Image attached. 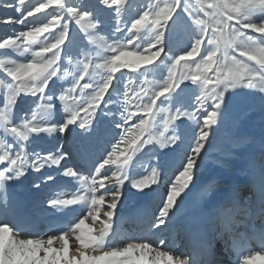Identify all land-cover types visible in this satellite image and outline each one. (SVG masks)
<instances>
[{"label": "snow or ice", "instance_id": "6c2138e0", "mask_svg": "<svg viewBox=\"0 0 264 264\" xmlns=\"http://www.w3.org/2000/svg\"><path fill=\"white\" fill-rule=\"evenodd\" d=\"M53 2L59 4L60 0H48V4L40 3L34 8V11L40 12ZM102 2L106 5L110 3L117 6V12H119V6L124 4V0H102ZM195 2L204 10L205 16L208 19L198 17L192 11V8L188 4L186 5L188 14L194 18V24L199 28V34L194 39L191 48L173 59L167 69V78L159 84L158 90L153 89L151 95H149V89L144 88L141 89L143 95L136 94L135 107L138 112L143 113L144 118H140L138 124H134L130 128H124L120 140L116 141L107 158L98 165L97 176L91 178V184L88 183L86 177H80V180L90 192L91 207L89 208L88 215L92 216L93 219L99 218L97 209L105 203L104 195H96L97 189H106V182L117 186L116 190L108 191L110 192V200L108 201L110 210L106 213L107 219L103 222L104 228L98 234H93L92 229L85 224L86 218H83L79 219L71 229L60 236H52L46 240L43 238L17 240L12 237L11 233L13 229L8 224H0V264H188V261L175 257L170 251H165L158 247L154 248L151 242L130 243L123 248H112L109 251H104L102 255H88L84 249L104 246L105 238L108 236L111 228V219L122 195L120 187L128 179L125 172L120 168H117L111 176L100 174L101 169H104L106 165L117 164V159L114 157L118 154L125 156L126 149L132 148L138 142L149 143L147 140L142 141L141 138L148 131V118L151 117L154 107L161 97L172 92L183 81L200 82L203 85L202 94L198 97L200 108H203L208 101L215 102L216 108H219L228 89L246 83L248 86H259L261 90H264V44L260 43L257 37L248 34V30H251L253 33L261 34V39H264V20L255 22L250 18L254 10L258 8L264 9V0H231V2L230 0H213L212 3H208L207 5L203 4L202 0H195ZM181 3L182 0H174L173 3L166 2L164 7L158 10L143 11L138 18L131 22L130 27L127 29L130 34V37L127 38V44H133L134 40L138 38L137 33L141 26L147 24L157 30L158 34L155 41L145 49V53L147 54H134L137 56V59L129 60L127 59L129 53L121 51L119 45L110 46L114 54L110 60L105 61L101 65V67L107 68L106 77L95 86L89 84L82 85L83 88L92 87L93 94L90 100L84 101L77 110H70L66 106V110L69 111L70 115L65 123L59 126L61 131L66 130L68 125L78 121L81 111L85 113V118L81 120V127H85L87 120L91 118L100 103L104 101L105 94L109 93V88L112 87L114 80L117 79L115 74L121 69L135 71L141 65H152L160 59L164 51L162 46L164 32L168 22ZM24 4L25 0H19V6L22 7ZM7 6L12 7V5ZM68 12L72 16L77 17L76 24H81L86 18L91 17L90 12L86 10L81 11L77 8H69ZM32 14V12L28 13L29 16ZM60 19L61 17L57 15L53 18V25L43 24L39 27H33L28 31L21 32L19 36L24 38L28 45H31L35 43L36 38L41 34L49 32L50 27L54 26L55 22L60 21ZM10 22L22 23V21ZM95 26L94 22L87 25L90 28H94ZM209 29H211L210 34ZM67 35L68 24L66 23L63 24V30L60 36L55 38L54 43L40 48L34 54V57L40 58L39 61L34 58L30 62L22 63L18 66L4 65L3 61H0V65L4 66L8 75L18 82L17 84L11 83L8 85L7 100L9 105L15 101L21 92L33 95L40 94L42 99L45 97V90L49 82L53 77L57 76L58 61L61 59L60 49L65 43ZM206 37L208 44L212 45V47L210 50L207 48L206 51V48H204L202 53V46L205 44ZM14 44H16L15 39H5L3 44H0V47ZM45 53H51V58L45 59ZM218 53H220L219 56ZM196 56H200L201 59L196 61L194 59ZM68 59L71 60L70 57ZM182 61L186 64L191 62L194 65V69L189 68L188 71L181 70L179 75H177V69ZM250 62H255V64H251ZM214 66L216 68L215 74L209 75L208 73L212 71ZM224 69H227V71H224ZM88 70L89 63H84L83 72L85 75H87ZM83 78V76L80 77L81 80ZM77 87H81L78 82L72 88L63 91L59 95V100L65 102L66 105L68 101H72L73 104L78 103L79 98L76 95ZM125 98L130 105L133 103L128 97V93H125ZM145 98L147 99L145 100ZM42 107L43 105L38 106V110ZM197 112H199V109H197ZM0 115H4V113L0 112ZM133 115H136V113L129 112L126 120H130ZM184 115L194 119L197 116L193 112H176V117ZM217 117L218 112L212 111L204 118L199 139L191 149V155L187 157L183 165L177 170L166 192V199L159 213L162 218H166L169 215L178 197L185 192L193 180L199 154L205 147L210 134L209 129L216 123ZM5 119H7V116H5ZM34 119L35 116L33 117ZM22 128L26 131L22 130ZM22 128L14 126L11 128V131L25 140L28 138L29 133L55 130V126H35L33 122L27 120L24 121ZM130 133L132 135H129ZM175 139V137H170L167 142L162 141L160 146L163 148ZM121 142L126 145L125 150L120 148ZM62 159V156L49 154L46 157L33 160L32 166L39 171L45 164L59 165ZM5 160L9 162V167L3 168L0 171V183H4L6 178H10L6 177V173L10 170L14 169L17 176L23 175L25 171L24 158L20 154H16L15 158H12L9 152L6 151L3 156H0V161ZM65 174L73 177L78 175L72 167H67ZM98 177L102 178L98 179ZM157 177L158 172L154 170L151 174L136 179L133 186L138 190H144L156 184ZM80 200L87 199L77 195L72 196L70 199L53 198L49 203L54 206L72 205L78 203ZM160 222L164 223V220L162 219ZM77 232L79 234L76 235V239L81 246L77 248L78 257L68 255V240ZM54 242H59L60 247L54 248ZM41 252L44 255H40ZM255 257H264V251L255 253ZM255 257L249 255L243 260V264H254Z\"/></svg>", "mask_w": 264, "mask_h": 264}, {"label": "rangeland", "instance_id": "374dc122", "mask_svg": "<svg viewBox=\"0 0 264 264\" xmlns=\"http://www.w3.org/2000/svg\"><path fill=\"white\" fill-rule=\"evenodd\" d=\"M166 2L173 3L174 0H124V4L119 6V12H117V6L111 5L110 3L106 5L102 0H60L59 4L53 2L40 12H35L34 8L38 6V4H48V0H25V4L22 7L19 6V0H0V44H3L5 39L16 40V44L14 45L0 47V61H3L4 65L18 66L22 63H28L34 58L39 61L40 58L34 57V54L38 52L40 48L54 43L55 38L59 37L63 30V24H68L67 39L60 49L61 59L58 61V73L57 76L53 77L49 82L43 99L40 94L33 95L31 93L21 92L16 97L15 101L9 105L7 100L8 85L11 83L17 84L18 82L14 81L5 71L4 66L0 65V110L4 113V117L7 116L8 123L12 127L16 126L22 128L24 121L27 120L33 122L35 126H49L51 124H43L41 122L46 119V110H49L53 106H59L63 108L64 111H68L66 110V106L69 109L72 108V110H77L84 101L90 100L93 94L92 87L83 88L82 85L89 84L95 86L106 77L107 68L101 67V65H103L105 61L110 60L111 56L114 54L110 46L119 45L121 51L129 53L127 57L129 60L137 59V56L134 54H147L145 53V49L149 44L155 41L158 34L157 30L151 25L146 24L141 26L137 33L138 38L134 40L133 44H127V38L130 37L127 29L130 27L131 22L138 18L143 11L158 10L164 7ZM212 2L213 0H202V3L205 5ZM187 4L198 17L208 19V17L205 16L204 10L196 4L195 0H182L180 7L168 22L164 32L162 41L164 51L160 59L152 65H141L137 70L139 75L134 84L130 85L129 82L126 85L125 83L127 82L124 81L126 91L111 92L112 87H110L109 93L105 94L104 101L100 103L95 113L87 120L85 127L96 117L101 116L109 122L111 120L110 123L113 122V124H116V126L120 128L118 129L119 135H122L123 131L121 129L124 126L130 128L134 124H138L140 118H144L143 113L138 112L135 107L136 94L139 93L143 95L141 89L144 88L149 89V95H151L153 89L158 90L159 84L167 78V69L171 65L173 59L177 55L188 51L194 39L197 38L199 34V28L194 24V18L191 17L186 10ZM7 5H12V7H8ZM69 8H77L81 11L86 10L91 13V17L86 18L81 24H76L75 21L77 17L72 16L68 12ZM29 12L33 14L29 16ZM57 15L61 17L60 21L55 22L54 26L50 27L49 32H45L36 38L35 43L28 45L24 38L19 36L21 32L28 31L33 27H39L43 24L53 25V18ZM250 18L255 22L264 20V9L258 8L254 10ZM10 21H22V23ZM92 22H94L96 26L94 28L87 27V25ZM210 33L211 29H209V34ZM248 34L257 37L258 41L264 44V39H261V34L253 33L251 30H248ZM211 47L212 45L208 44L206 37L205 44L202 46V53L204 48H206V51L207 48L210 50ZM51 55V53H45L44 58L49 59ZM219 55L220 53H218V56ZM69 57L71 60L68 59ZM194 59L199 61L201 57L196 56ZM84 63H89L87 75L83 72ZM250 63L255 64V62ZM189 68L194 69V65H192L191 62L186 64L182 61L177 69V75H179L181 70L188 71ZM123 71L124 69H121L115 75L124 79ZM215 71L216 68L214 66L212 71L208 74L214 75ZM224 71H227V69H224ZM81 76L84 77L82 80L80 79ZM116 80L113 82L115 86ZM77 82L81 85V87L76 88V95L79 98L78 103L73 104L72 101H68L66 105L65 102L59 100V95L63 91L72 88ZM202 91L203 85L200 82H181L172 92L165 94V96L157 101L151 117L148 118V131L141 140H147L149 143L138 142L132 148L126 149V145L121 142V145L123 144L121 149H126V156L129 155L138 144L140 145L139 153L146 149L154 151L152 156L149 157L145 172L136 169L131 175L130 185L132 188H134L133 184L136 179L143 178L145 175L151 174L154 170L158 172L161 157L165 152L164 149L170 143L177 142L176 158L179 162L178 168H180L187 157L191 155V149L199 139L204 118L210 112L219 109L216 108L215 102L213 101H208L203 108H200L198 97L202 94ZM125 93H128V97L133 101L131 105L128 100H126ZM116 94L118 96L117 98H115ZM146 99L147 98H145V100ZM35 100L36 102H34ZM29 101L30 103L28 105H31V107L28 111H24L25 107L23 104ZM31 101L33 102L31 103ZM40 105H43V107L38 110V106ZM112 106H115L119 110L112 109ZM221 106L226 109L228 113H231L232 117L231 122L225 124V127H230L231 123H239V125L244 123V125H242L243 128H241L242 131H240V129L237 136L234 135L236 137H227L230 139L228 146L234 145L240 148L238 151L234 149L232 153L234 155H241L244 149L253 144H261L264 149V90H261L259 86H248L246 83L238 85L225 92ZM197 109H199V112H197ZM177 111L193 112L196 113L197 116L195 119L187 115L176 117ZM129 112L136 113V115H133L130 120H126V116ZM113 113H117L118 117H113ZM34 116L35 119L33 120ZM84 118L85 113L81 111L80 119H78L80 125L81 120ZM182 125L187 127L182 131H190L188 132L189 134L183 132V138L179 136V131L181 130L179 126ZM212 127H214L213 134L209 135L205 147L199 154L197 160L194 173L195 177H193L195 183L193 188L205 182V179H208V177L212 175H218L219 173H234L237 168L236 157L228 161L220 158V146L224 144L225 137L221 134V126H219L218 122L213 124ZM223 128L224 127L221 129ZM22 130L25 129L22 128ZM230 131L227 130V133H230ZM129 135H132V133ZM187 135H189L188 139ZM29 137L30 135L28 134L27 140L30 139ZM170 137H175L176 139L162 148L160 146L161 142H167ZM186 141H188V148H186L184 144ZM60 145H62V143H60ZM96 155H98L96 157L99 158V154L97 153ZM121 157L122 156L118 154L115 159H120ZM262 171H264V159ZM173 178L174 175L169 176L170 180H173ZM159 181L160 177L158 176L157 183ZM218 181L212 184L213 186L215 185L214 187L210 185L207 188V193H209V195L213 194L218 188L220 190L223 189L224 186ZM152 186L145 189L150 192L149 190H151ZM96 231H100V226H96ZM164 241L163 238V244ZM124 245L126 244L123 243V247ZM84 251L87 252L85 249ZM255 253L258 252L255 251L251 255L254 256ZM75 255L78 256V253ZM256 258L257 257L254 259V264L260 261ZM262 258L264 260V257ZM260 263L262 264L263 261H260Z\"/></svg>", "mask_w": 264, "mask_h": 264}, {"label": "bare ground", "instance_id": "6f19581e", "mask_svg": "<svg viewBox=\"0 0 264 264\" xmlns=\"http://www.w3.org/2000/svg\"><path fill=\"white\" fill-rule=\"evenodd\" d=\"M123 72L124 79L116 75V86H113L111 92L120 90L124 92L126 91L124 87L125 82H127L125 84L130 82L129 84L132 85L137 81L139 75L137 70L124 69ZM116 97L117 94L115 98ZM32 102L33 101H31V103ZM34 102H36V100ZM29 103L30 101L23 104L25 107L24 111H28L31 107V105H28ZM112 109L119 110L115 106H112ZM70 110H72V108ZM217 112L218 117L216 122L221 126V134L225 137L224 144L220 146L219 156L225 161L232 160L236 157L237 168L235 172L212 175L195 188H193L195 183L194 180H192L185 192L177 199L169 215L166 218H162L159 214L160 209L165 202L166 192L172 182L169 176L175 175L179 169V162L176 158L177 142L170 143L164 149L165 152L161 157L158 170L160 181L152 186L151 190H149L150 192H148L147 189L138 190L135 187L132 188L130 185L131 175L136 169L145 172L149 157L152 156L154 152L150 149H146L139 153L140 145L138 144L135 146L134 150L130 153L128 152L129 155L126 156L125 154V156L117 159V164L112 165V168H110V171L113 172L116 171L117 168H120L128 177L123 186L120 187L122 192L119 199L120 204L117 205L114 216L111 219L109 233L114 232L115 238L111 240L107 236L103 247L95 246L85 249L88 255H102L104 251H109L112 248H123V243L126 244L124 245V247H126L130 243L151 242L154 248L158 247L162 250L170 251L175 257H179L181 260L192 261L196 259L185 258V254L179 252L181 247H186L185 245L183 246L185 238L182 235L185 231L181 229L186 223L191 222L193 219L203 214L206 216V220L209 216H213L211 218L212 221L221 219L223 216L225 223L227 224L228 221L231 226L237 225L238 221H243L242 216L237 218V213L243 211L241 201L250 203L249 198L247 200L245 199L250 183L248 177L250 176L252 178L251 181H255L256 177H262L264 179V171H262L261 165V160L263 158L257 165V162L252 160L249 152L251 148H257L262 152L261 146L253 144L244 149L241 155H234L232 153L233 150L237 149L238 151L240 148L234 145L228 146L230 139L227 137L237 136L238 132L242 131L241 128H243L242 125H244V123L241 125H239V123H231L230 127H225V124L231 122V113H228L221 105ZM69 115V111H64V109L59 106H53L49 110H46V119L41 122L43 124H51L48 127L55 126V130L29 133V140H25L16 133H13L11 131L12 126L8 123V120L5 119L4 115H0V156H3L6 151L9 152L12 158H15L16 154H20L24 158L25 166L23 175L17 176L14 169L6 173V177L10 178H6L4 183H0V196L11 204V210L15 211L19 209V215L29 218L32 224L28 225L26 221L20 222L14 220L8 212L2 213L0 211V224H8L13 229L11 235L14 239L43 238L46 240L52 236H60L71 229L79 219L83 218H86L85 224L92 229L93 234H98L104 228L103 222L107 219L106 213L110 210H103L109 207L108 201L110 200V192L108 191L115 190L117 186L110 184L109 188L97 189L96 195H104L107 206L105 203L99 206L97 209L99 218L93 219L92 216L88 215L89 208L91 207L90 192L85 187L84 183H82L80 177H86L88 183L91 184V178L97 176L98 165L103 162L102 160L107 158L108 153L112 150V147L115 146L116 141L120 139L121 135H119L118 130L120 128L116 126V124H113V122L110 123L111 120L109 122L99 115L100 117H96L86 127H81L80 123L76 121L68 125L66 130L61 131L59 126L65 123ZM113 117L117 118V113H113ZM222 127L224 128L221 129ZM124 128L125 126L121 129L123 132ZM179 128L181 129L179 131V136L183 138V132L185 131L182 130L187 127L182 125L179 126ZM213 128L214 127L211 126L209 129V135L213 134ZM227 130H229L230 133H227ZM188 132L190 131L187 130L185 133L189 134ZM188 136L189 135H187V139L189 138ZM60 143H62V145H60ZM184 144L185 147L188 148V141L184 142ZM122 145L120 144V148H122ZM97 153L99 154V158L96 157L98 156L96 155ZM49 154L62 156L63 159L59 165L45 164L44 167H41L39 171H37L35 167L32 166L33 160L46 157ZM6 167H9V162L6 160L0 161V171ZM67 167L74 168L78 175L75 177L66 175L65 169ZM106 168L107 166L101 169V173ZM99 178L102 177H98V179ZM216 181L224 187L221 190L219 188L218 190L216 189L213 194L209 195V193H207V188L213 183L215 184ZM125 190H128V193H124ZM77 195L85 197L87 200H80L78 203L72 205L54 206L49 203L53 198L70 199L72 196ZM134 195H136V199ZM250 197L254 199V196ZM218 201L221 203L223 202V204L217 208L216 204L219 203ZM257 201L264 203L259 197ZM230 203L231 205H229ZM147 204L148 208L146 209ZM137 210H140L141 215H143L144 212L147 214L148 218L146 217V219L148 220L146 221L153 222L152 229H150L148 233H145V229H136V227H129V230H127V228L119 229V227L122 226L120 223L124 213H130L132 211L131 213L134 214ZM151 212L152 215L149 219ZM136 214L139 217V214ZM162 219L164 223L160 222ZM58 220L67 222L69 229H58L54 232H48L51 226ZM250 220L252 221L253 217H251ZM96 225L102 227L99 232L96 231ZM78 234L77 232L68 240V255L70 256H76L75 254L78 253L77 248L81 247L79 241L76 239V235ZM123 235L124 238L122 239L121 237ZM162 237L166 245L162 243ZM115 242H119V245L116 246L114 244ZM53 247L59 248L60 243L54 242ZM192 251L193 250L189 248L186 255L193 256ZM258 251H262V249L259 248ZM40 255H44V253L41 252ZM215 258L217 262L222 260V256H216ZM257 258L263 261L262 264H264L262 257ZM226 261H229L230 264H235L231 255L229 259L223 257V262ZM260 261H257V264H261ZM188 264L191 263L188 262ZM241 264H243V262Z\"/></svg>", "mask_w": 264, "mask_h": 264}, {"label": "clouds", "instance_id": "9594fccd", "mask_svg": "<svg viewBox=\"0 0 264 264\" xmlns=\"http://www.w3.org/2000/svg\"><path fill=\"white\" fill-rule=\"evenodd\" d=\"M260 196H261V200H262V202H264V191H261L260 192ZM245 199H248V197H245ZM243 207V206H242ZM22 240H24V239H22Z\"/></svg>", "mask_w": 264, "mask_h": 264}]
</instances>
